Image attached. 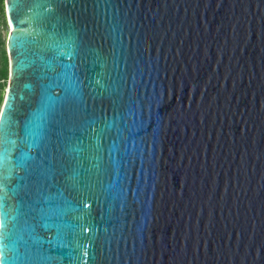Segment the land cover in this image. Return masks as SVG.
<instances>
[{
  "label": "water",
  "instance_id": "water-1",
  "mask_svg": "<svg viewBox=\"0 0 264 264\" xmlns=\"http://www.w3.org/2000/svg\"><path fill=\"white\" fill-rule=\"evenodd\" d=\"M3 14L7 264H264V0Z\"/></svg>",
  "mask_w": 264,
  "mask_h": 264
},
{
  "label": "snow or ice",
  "instance_id": "snow-or-ice-1",
  "mask_svg": "<svg viewBox=\"0 0 264 264\" xmlns=\"http://www.w3.org/2000/svg\"><path fill=\"white\" fill-rule=\"evenodd\" d=\"M35 35L34 32H20L19 29H16L14 31V34L10 38V45L14 52V61H13V69H14V75L22 71L25 67H27L26 59L29 52L28 45L35 42ZM21 57H24V59H21ZM71 87H75L74 85H70ZM10 107V105H9ZM44 117H42L43 121ZM8 124V117L7 114H5L3 121H0V145L4 142V137L6 135L5 133V125ZM13 133L9 132L7 135H12ZM13 145L15 144V141H9ZM9 159L8 153L3 147H0V178L3 177V170L5 167L6 161ZM15 167L14 164H11L9 166V170L11 173V170ZM3 185L0 184V205L3 203V192H2ZM0 211H2V208H0ZM10 213H4L2 218H0V232H2L3 229H5L8 226V216ZM0 264H7V258L3 256V251L0 250Z\"/></svg>",
  "mask_w": 264,
  "mask_h": 264
},
{
  "label": "trees",
  "instance_id": "trees-1",
  "mask_svg": "<svg viewBox=\"0 0 264 264\" xmlns=\"http://www.w3.org/2000/svg\"><path fill=\"white\" fill-rule=\"evenodd\" d=\"M3 2L4 0H0V22L1 25L5 24L4 20V14H3ZM7 55L6 50L3 42L0 44V102L2 101L3 94H4V83H1V81L5 80L8 76V63H7Z\"/></svg>",
  "mask_w": 264,
  "mask_h": 264
},
{
  "label": "rangeland",
  "instance_id": "rangeland-1",
  "mask_svg": "<svg viewBox=\"0 0 264 264\" xmlns=\"http://www.w3.org/2000/svg\"><path fill=\"white\" fill-rule=\"evenodd\" d=\"M6 36H7L6 23L2 24V25L0 24V44H1V42H3L4 46H5V42H6ZM5 50H6V48H5ZM6 55H7V52H6ZM7 61H8V57H7ZM7 81H8V76L4 81L3 80L1 81V83H4L3 89H6ZM1 105H2V101L0 102V107H1Z\"/></svg>",
  "mask_w": 264,
  "mask_h": 264
},
{
  "label": "flooded vegetation",
  "instance_id": "flooded-vegetation-1",
  "mask_svg": "<svg viewBox=\"0 0 264 264\" xmlns=\"http://www.w3.org/2000/svg\"><path fill=\"white\" fill-rule=\"evenodd\" d=\"M5 20V19H4ZM6 23V22H5ZM0 24H1V22H0Z\"/></svg>",
  "mask_w": 264,
  "mask_h": 264
}]
</instances>
